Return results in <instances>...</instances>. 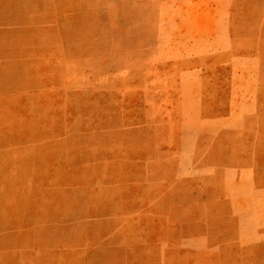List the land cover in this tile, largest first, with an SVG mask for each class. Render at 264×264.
I'll use <instances>...</instances> for the list:
<instances>
[{
    "label": "rangeland",
    "instance_id": "obj_1",
    "mask_svg": "<svg viewBox=\"0 0 264 264\" xmlns=\"http://www.w3.org/2000/svg\"><path fill=\"white\" fill-rule=\"evenodd\" d=\"M0 264H264V0H0Z\"/></svg>",
    "mask_w": 264,
    "mask_h": 264
}]
</instances>
